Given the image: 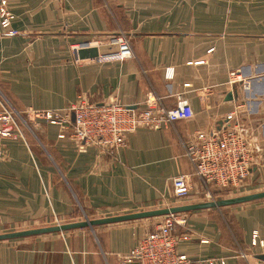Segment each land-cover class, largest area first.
<instances>
[{
  "label": "crops",
  "instance_id": "1",
  "mask_svg": "<svg viewBox=\"0 0 264 264\" xmlns=\"http://www.w3.org/2000/svg\"><path fill=\"white\" fill-rule=\"evenodd\" d=\"M7 1L17 33L0 29V95L13 110L63 108L78 95L140 110L151 91L166 109L181 102L191 116L128 132L114 149L75 147L43 121L33 127L34 144L2 140L0 227L154 208L171 201L178 175L191 188L187 198L198 201L203 186L183 143L221 127L235 108L264 144V25H213L212 0ZM119 30L130 37L131 58H75L82 45L102 55ZM242 187L264 190V147ZM225 208L188 215L190 239L178 252L192 264H264L250 244L254 231L264 237V202ZM153 225L116 222L0 241V264H121Z\"/></svg>",
  "mask_w": 264,
  "mask_h": 264
},
{
  "label": "built area",
  "instance_id": "2",
  "mask_svg": "<svg viewBox=\"0 0 264 264\" xmlns=\"http://www.w3.org/2000/svg\"><path fill=\"white\" fill-rule=\"evenodd\" d=\"M12 20L13 15L6 0H0V26L8 28ZM116 54L120 60L132 56L128 44L122 40L118 42ZM164 75L170 78L172 72L167 71ZM242 89L248 90L249 83L242 82ZM36 116L58 126L61 136L75 126L80 147L97 145L102 149H114L124 143L128 132L139 127H160L166 122L190 117L191 111L181 102L174 109H166L158 103L155 93L150 91L145 99V107L140 110L117 101L96 103L79 98L65 111L45 110L36 112ZM225 118V123L218 129L210 133L196 131L183 143L184 156L190 162L193 174L200 179L202 197L207 201L216 199V193L222 190L241 188L242 181L264 147L255 139L251 127L239 116L236 108ZM3 119L5 116H0V122ZM5 126L0 127L1 133ZM173 189L177 198L190 194V187L183 175L174 177ZM180 227L183 231L177 232ZM185 227L186 219L183 216L164 215L153 229L143 234L132 248L120 256V263L192 264L184 253L177 250L181 242L190 239ZM250 244L264 256V238H260L256 231L251 234Z\"/></svg>",
  "mask_w": 264,
  "mask_h": 264
},
{
  "label": "rangeland",
  "instance_id": "3",
  "mask_svg": "<svg viewBox=\"0 0 264 264\" xmlns=\"http://www.w3.org/2000/svg\"><path fill=\"white\" fill-rule=\"evenodd\" d=\"M213 3V25H264V0H212ZM6 4L8 5V1L6 0ZM11 12V11H10ZM1 31L4 33H7L9 35H13L17 33L15 29L11 27V25L8 28H2L0 26ZM2 32V33H3ZM11 32V33H9ZM113 42L111 43L107 42L106 44H109V46H112L109 48V50L105 51L104 53L102 52V55L98 53V58L102 61H110V60H120L117 58V51H118V42L119 40H122L126 42L131 50L132 56H133V47L132 43L130 40V37L128 34L125 33L123 30H119L114 36H113ZM75 50V49H74ZM131 56V57H132ZM129 57V58H131ZM128 59V58H126ZM125 60V59H123ZM172 72L173 73V68L172 67H166L164 70L165 72ZM234 73L231 72L230 75H233ZM171 78V77H170ZM167 79V78H166ZM84 99L82 95H78L74 101L70 102L66 107L63 108H58V109H28L24 112H17L13 110L11 105L0 95V116H5V119H3L0 122V127L2 125H7L4 128V132H0V147L2 140L6 139H12L13 137H19L22 141L29 139L31 143H36V139L34 137V130L33 127L35 126V122L38 121H43L49 125L56 126L54 124H50L48 121H46L44 118L36 116V112H42L45 110H58V111H65L68 109L72 104L76 102L77 99ZM59 135L58 137H68L70 142L76 147L77 146V131L76 127L74 126L69 132H65L64 135L61 136L60 129L58 126H56ZM142 128V127H139ZM138 129V128H137ZM248 176V175H247ZM198 178V177H197ZM199 179V178H198ZM246 179V178H245ZM200 180V179H199ZM244 181V180H243ZM173 185V184H172ZM190 187V186H189ZM245 190V189H244ZM243 190V187L239 189H225L222 190L223 193L219 194L217 198H223V197H232V196H239L247 193H253V192H258V191H263V190H258V191H250V190ZM174 189H173V198L171 199L170 202H167V204H160V205H155L154 208H160V207H168V206H175V205H182V204H188V203H195V202H202V201H207L204 200L205 198L202 197V194H200V198L198 201H191L187 197L190 196L188 194L184 198H177L174 196ZM190 193H191V188H190ZM189 200V201H188ZM264 202L263 199H258V200H253L249 201L246 203L249 204H259ZM237 205V204H236ZM232 206V205H231ZM150 208V209H154ZM213 209V208H209ZM222 209V210H221ZM226 209L230 208H219L218 210L221 211V213H224L227 211ZM148 210V209H145ZM142 211V210H141ZM213 211V210H212ZM193 213L197 212H185V213H174L176 217H181L183 216L186 219V227L185 229H188L187 222L188 218L187 216ZM169 215V214H167ZM173 215V214H172ZM164 216V215H163ZM163 216H158V217H151V218H143V219H137V220H130V222H154V227L158 221L163 219ZM79 219L77 221L84 220V218L92 219V218H99L95 217L94 215H79ZM66 222H72V221H66ZM127 222V221H123ZM64 222L61 221H52V222H38V223H32V222H26V221H20V222H5L3 223V227H0V233L4 232H11V231H18V230H24V229H30V228H36V227H43V226H48V225H60L63 224ZM180 229H182L180 227ZM264 238V237H260ZM200 242H203V240ZM187 256V255H186ZM192 261V260H191Z\"/></svg>",
  "mask_w": 264,
  "mask_h": 264
},
{
  "label": "water",
  "instance_id": "4",
  "mask_svg": "<svg viewBox=\"0 0 264 264\" xmlns=\"http://www.w3.org/2000/svg\"><path fill=\"white\" fill-rule=\"evenodd\" d=\"M74 54L76 59L95 58L98 56V48L94 46L89 47L86 45H82L77 49H75ZM263 198H264V190L253 193H247L239 196L223 197L209 201L188 203V204L168 206V207H160V208L142 210L132 213L113 215V216H105V217L92 218V219L84 218V220L81 221L65 222L60 225H48L43 227H36V228L0 233V241L59 232V231H66V230H72L78 228L92 229L93 227L98 225L137 220L143 218L158 217L167 214L185 213V212H192L196 210L209 209V208H221V207H227V206L236 205L253 200L263 199ZM258 257L260 259H264L263 255H258Z\"/></svg>",
  "mask_w": 264,
  "mask_h": 264
},
{
  "label": "trees",
  "instance_id": "5",
  "mask_svg": "<svg viewBox=\"0 0 264 264\" xmlns=\"http://www.w3.org/2000/svg\"><path fill=\"white\" fill-rule=\"evenodd\" d=\"M221 193H223V192L220 191V192H217L216 194H217V196H219V194H221Z\"/></svg>",
  "mask_w": 264,
  "mask_h": 264
},
{
  "label": "bare ground",
  "instance_id": "6",
  "mask_svg": "<svg viewBox=\"0 0 264 264\" xmlns=\"http://www.w3.org/2000/svg\"><path fill=\"white\" fill-rule=\"evenodd\" d=\"M78 48V47H77Z\"/></svg>",
  "mask_w": 264,
  "mask_h": 264
}]
</instances>
